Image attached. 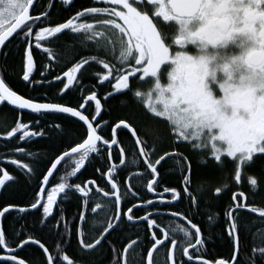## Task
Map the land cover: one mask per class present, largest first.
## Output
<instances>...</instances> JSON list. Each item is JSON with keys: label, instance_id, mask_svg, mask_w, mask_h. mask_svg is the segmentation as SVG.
<instances>
[{"label": "snow or ice", "instance_id": "6c2138e0", "mask_svg": "<svg viewBox=\"0 0 264 264\" xmlns=\"http://www.w3.org/2000/svg\"><path fill=\"white\" fill-rule=\"evenodd\" d=\"M37 3L0 0V105L17 112L0 131L7 152L0 154V264H98L105 247L108 264H133L138 248L136 264H157L161 248L164 264H239L242 248L250 252L245 264H264V206L240 187L245 176L253 190L264 183V170L249 173L264 159V0H91L62 22L51 19L55 0ZM66 34L70 45L60 43ZM12 44L18 71L9 65ZM63 55L71 59L60 66ZM94 66L97 83L84 94ZM137 78L149 79L147 92H133ZM57 82L51 98L46 89ZM105 84L110 91L94 90ZM126 93L142 102L143 116L106 119L109 98ZM25 111L36 115L26 120ZM35 143L41 151L30 150ZM186 143L197 159L182 150ZM94 159L105 185L71 182ZM209 164L217 171L201 170ZM129 166L137 169L133 177ZM166 168L178 172L175 185L164 184ZM66 198L78 201L71 220L61 207ZM202 207L215 213L208 220L219 225L229 256L205 257ZM125 221L143 225V236L122 241ZM30 248L41 259L22 255Z\"/></svg>", "mask_w": 264, "mask_h": 264}, {"label": "trees", "instance_id": "16d2710c", "mask_svg": "<svg viewBox=\"0 0 264 264\" xmlns=\"http://www.w3.org/2000/svg\"><path fill=\"white\" fill-rule=\"evenodd\" d=\"M91 3V0H75V2L67 7L62 5V0H55V4L56 7L52 9V17L51 19L55 22H62L64 19L68 18L69 16H71L75 10H78L81 6H88ZM47 4V0H39L37 3V8H42L45 7ZM71 34H66L64 36L61 37V44L67 43V44H71ZM10 48L13 49V51L16 53L14 56L9 58V65L12 67H15L17 69V71L19 70V53L18 50L15 47V44L9 45ZM57 53H61V52H67V49H61V48H56L54 49ZM36 52V59L38 61V63L42 64L46 61V57L44 56L43 53H41L39 50H34ZM71 59V56L69 55H63L62 58L59 61V65L63 66L68 60ZM97 70H101L99 68V66H94L93 68H91L88 72L85 73V78H83V84L81 86L84 94H87V90L92 88L94 84H96L97 82L92 79V73L97 71ZM12 83L13 86L18 88L21 92H23V85L22 83L16 79L15 76L12 77ZM57 83H54L52 88L50 89H46L47 91L50 92L51 94V98H54L56 95V90H57ZM134 85V84H133ZM133 88V86H132ZM94 90L103 93L106 91H110V87L107 86V84H105L104 88H95ZM81 94V92L77 91L75 93V95L79 96ZM141 103L139 104L134 98H133V93H126L123 96H119L116 95L112 98H109L108 102H107V106L104 108V111L106 113H108V116H106L105 118H109V116L112 119H116L118 117H124L126 115H130V114H135L136 116H143V114L145 113V111L142 109L141 107ZM36 114H24V118L27 120L29 118L35 117ZM17 117V112L13 109V108H9L8 106L5 105H1L0 107V131L4 130L7 127H10L13 125V122L15 121ZM70 131L72 133L76 132L75 128H71ZM38 139V138H37ZM126 139V138H123ZM19 143L18 141H11L10 144L11 145H15ZM131 144V141H127V143L125 144V147H129ZM4 145V141L0 140V154L6 155V149L3 147ZM31 151L34 152H38L42 150V145L40 143H35L32 144L30 147ZM182 150L192 156L194 159H197V152L196 150H193L191 148L190 144H185L182 148ZM129 160L132 159L131 155H129L128 157ZM67 163L69 165L72 164V161H67ZM100 163L102 162H98L97 160H92L91 162L86 164L85 168H82L80 173H78V178L77 177H71L69 178L71 180V182H81V181H85L87 179H91V178H97L99 180V173L95 172V167H99ZM8 167L10 169H12L14 166L12 165H8ZM60 168V173H63V164L61 166H59ZM202 171H206V172H216L217 169H215L213 167V165L209 164L207 166V168H203V166L201 167ZM262 170H264V159H257L256 162L253 164V166L249 169V173L251 174H256V175H260ZM137 169L135 166H129V170L127 172V177H129V175H131L132 173L136 172ZM226 174H228L230 176L231 174V167L229 166L226 170ZM162 175L164 176V184L165 185H175L176 184V177L178 176V172L175 169L172 168H166L164 170H162ZM99 183L101 185H105V181L104 180H99ZM132 185L135 187L137 186V182L135 179L131 180ZM241 189L244 190L245 192L248 193V199L249 202L255 203L258 206H264V183H262L258 189L253 190L250 188V186L247 184V179L246 176L242 179L241 182ZM253 191L255 192V194L253 195ZM145 195H148L147 193H145ZM60 199V198H59ZM225 199H227V197H225ZM103 198H100L99 202H102ZM186 203L185 205L181 206L186 207ZM61 207L64 208L65 211V215L68 217L69 220H71V218L76 215L77 211H78V201H76L74 198H66L63 200ZM138 215H143V212L140 209H136L134 210ZM215 213L211 210H208L206 208H201V214L198 216V220L201 223L202 227H204L205 233L207 237H210V239H208V243L206 244V248L204 251V255L206 258H221V257H227L230 255V250L228 248L225 247V245L223 244L222 240L220 239L218 232L220 231L219 225L209 221L208 220V216L209 215H214ZM101 216H103V213H101ZM165 224H167L168 219L165 218L163 221ZM9 221H5V226H8ZM260 226V222L258 219L253 221V226H252V233H250L247 237L246 240L248 241L249 244H251L252 242V234H254L256 232V229ZM123 228V232L120 233L119 235L121 236V240H127L129 237L131 238H135L136 233L139 231L140 235L143 236L144 234V227L143 225H138V224H134V225H130L127 224L126 222L124 223V225H122ZM117 234H114V236ZM53 239H55V237H53ZM49 243H51V240L49 241ZM73 249H75V240H73L69 251L71 252ZM140 249L138 248L136 250V252H133L130 254L129 256V260L131 262H133V264H136V262H138L139 260V255H140ZM250 252L248 248H242L240 251V254L238 256V261L239 264H245V261L247 260L248 256H249ZM22 255H27L29 258L31 259H36L39 260L41 259L40 255H39V251L34 249V248H30L27 250L26 253H22ZM110 251L108 248H102L98 251L97 256L95 257V259L98 261V264H108L109 259H110ZM155 259L157 264H164V259H165V249L161 248L159 252H157L155 254Z\"/></svg>", "mask_w": 264, "mask_h": 264}, {"label": "flooded vegetation", "instance_id": "af4514ba", "mask_svg": "<svg viewBox=\"0 0 264 264\" xmlns=\"http://www.w3.org/2000/svg\"><path fill=\"white\" fill-rule=\"evenodd\" d=\"M74 2H75V0H74ZM161 23H163V24H166L167 22H163L162 21V18H161ZM131 84H132V86H133V92L134 91H136V90H139V91H141V92H147L148 90H149V88H150V86H151V82L149 81V79L148 78H145L144 79V81H140L138 78L137 79H133L132 81H131ZM134 84V85H133ZM101 98V100H102V104L104 103V98H103V96H101L100 97ZM133 98L140 104L141 103V107H142V109L146 112V109L143 107V104H142V102L138 99V98H136L135 96H134V94H133ZM9 107V106H8ZM10 108V107H9ZM103 111H104V109H103ZM27 114V113H26ZM128 135H130V134H127V133H124V134H122V136H121V138L123 139V138H126L127 139V137H128ZM129 141V140H128ZM62 164H64V162L62 163ZM59 167V166H58ZM135 175V172L134 173H132L131 175H129V177H133ZM241 186V185H240ZM148 196L150 197L151 196V194H148ZM102 197V196H101ZM100 197V198H101ZM60 198V197H59ZM59 198H58V200H59ZM100 198H99V201H100ZM103 198V197H102ZM136 210V209H135ZM127 224H130V225H134V224H137V223H134V224H132V223H130V222H127V221H125Z\"/></svg>", "mask_w": 264, "mask_h": 264}, {"label": "water", "instance_id": "95a60500", "mask_svg": "<svg viewBox=\"0 0 264 264\" xmlns=\"http://www.w3.org/2000/svg\"><path fill=\"white\" fill-rule=\"evenodd\" d=\"M38 1H39V0H38ZM73 3H74V0H73ZM73 3H72V4H73ZM72 4H71V5H72ZM71 5H69V6H71ZM69 6H68V7H69ZM0 107H1V105H0ZM9 107H10V108H13L12 106H9ZM25 113H27V114H31V113H28L27 111H25ZM1 141H2V140H1ZM62 163H63V162H62ZM58 198H59V197H58ZM130 223L134 224L135 222H130Z\"/></svg>", "mask_w": 264, "mask_h": 264}]
</instances>
